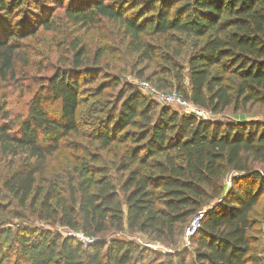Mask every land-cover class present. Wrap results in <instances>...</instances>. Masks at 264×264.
I'll return each instance as SVG.
<instances>
[{
    "label": "trees",
    "instance_id": "16d2710c",
    "mask_svg": "<svg viewBox=\"0 0 264 264\" xmlns=\"http://www.w3.org/2000/svg\"><path fill=\"white\" fill-rule=\"evenodd\" d=\"M59 3L67 21L79 28H88L99 18L117 24L129 46L145 59L153 57L154 50L142 40L143 34L208 35L189 60V92L181 87L179 72L175 91L200 108L223 112L233 100L225 78L233 75L238 80L234 110L240 101L264 105V0ZM43 5L42 0H0V81L13 77L24 47L21 39L33 33L22 29V24L31 18L44 29H53L51 19H40ZM131 11L135 12L129 14ZM17 15L22 18L14 20ZM84 54V48L76 49V67L82 66ZM163 81L157 80L156 87L173 91L165 90L172 84ZM79 88L72 73L58 70L45 90L33 96L19 123L9 118L5 100L0 101V152L10 157L23 155L27 160V166L5 183L18 204L40 195L41 189L34 186L35 175L59 150L61 139L78 131ZM55 101L59 103L58 119L45 108ZM127 126L137 129L132 140L140 143L143 157L137 147L122 158L115 171L120 173L117 178L105 166H77L79 197L69 187L65 203L50 185L41 200L47 214L41 217L57 219L61 225L93 237L107 230L127 229L172 244L180 226L202 212L199 227L189 237L191 248L165 253L156 264H262L264 119H197L159 107L138 90H127L95 128L94 140L106 148L128 138L129 133L123 131ZM158 154L162 158L154 160L146 172L131 168L135 162L147 165V159ZM90 159L94 162L97 156ZM82 246L76 239L44 231L35 234L19 227L3 228L0 264H135L133 256L139 251L134 242L118 238H98L86 252Z\"/></svg>",
    "mask_w": 264,
    "mask_h": 264
},
{
    "label": "rangeland",
    "instance_id": "374dc122",
    "mask_svg": "<svg viewBox=\"0 0 264 264\" xmlns=\"http://www.w3.org/2000/svg\"><path fill=\"white\" fill-rule=\"evenodd\" d=\"M42 1L45 5L41 9L40 19H51L53 29H44L31 18L28 20V24L21 25L22 29L26 27L33 30V33L21 39L24 47L16 60L13 77L0 81V101L5 100V109L9 118L19 123L26 116L33 96L39 90H45L47 82L58 70H67L77 78L80 84V103L76 111L78 131L69 133L61 139L59 150L46 160L44 170L35 175L34 186L41 189L40 195L35 200H31L35 195L30 196L24 205L18 204L5 183L11 180L15 172L27 166V160L23 155L10 157L0 152V229L19 227L31 230L35 234L44 231L53 236L75 239L73 236H68L67 231L77 230L61 225L57 219L41 217H46L47 214L41 208V200L49 190V186H55L54 193L66 203L69 198V187H74L76 197H79L77 173L75 172L77 166L81 164L105 166L117 178L120 173L116 174L115 171L122 158H126L137 147L140 152L139 157L142 158L144 151L141 150L140 143H135L132 140L137 132L135 127H125L123 131L129 133L128 138L118 139L106 148H102L94 140L95 128L107 116L110 108L117 106L121 95L125 96L127 90H138L147 98L153 99L140 90L139 81H147L154 88L162 91L156 87V81L162 79L164 84H172L165 90H176L175 78L176 72H179L182 78L181 87L189 92L188 63L208 35L195 38L178 32H170L166 36L151 32L143 34L142 40L149 42L154 50L153 57L145 59L129 46L128 38L124 36L117 24L99 18L90 27L79 28L67 21L62 8L59 7L58 0ZM103 1L115 2L117 0ZM69 2L70 0H63V5H67ZM134 12L131 11L129 14ZM21 18V15H17L14 20ZM79 47L84 48L85 54L82 58V66L76 67L75 53ZM215 68L212 67L211 70L215 71ZM115 82L117 84H114ZM237 82L235 76L226 75L225 83L230 87L232 104L219 113L205 109L209 111L211 119L232 121H260V119H264V105L260 103H241L240 101L237 110L233 109ZM156 104L159 107L166 106L172 111L181 112L179 107L163 105L158 102ZM45 108L51 117L59 118L60 111L57 101L46 103ZM93 154L97 156V160L94 162L90 159ZM161 158L162 154H158L148 158L147 165L135 162L131 168H140L142 172H146L154 160ZM31 163L34 164V159L30 160ZM122 174L125 177L128 171ZM115 182L117 181L115 180ZM54 201V199L51 200L52 206L55 205ZM260 207L259 205L257 210H260ZM195 216L196 214L193 217ZM190 221L188 224L180 226L175 242L172 244L156 241L147 235L129 232L127 229L120 232L107 230L94 238L103 240L118 238L134 242L138 245L139 250L133 256L135 264H156L162 260L159 257L165 253L191 248L190 242L187 244L185 241V228ZM82 245L86 252L87 245ZM155 245L167 248L168 251L156 248Z\"/></svg>",
    "mask_w": 264,
    "mask_h": 264
},
{
    "label": "built area",
    "instance_id": "2783aa9c",
    "mask_svg": "<svg viewBox=\"0 0 264 264\" xmlns=\"http://www.w3.org/2000/svg\"><path fill=\"white\" fill-rule=\"evenodd\" d=\"M140 90L145 92L147 95L152 97L156 102L163 105H171L175 107H179L181 109L180 114L184 115H193L197 119H206L212 120L210 117L209 111L196 106L191 100L184 98L177 91H160L154 88L147 81H139L138 82ZM203 213L199 212L195 217L190 221L189 225L185 228V241L189 243V237L197 230L199 227L200 219L202 218ZM68 236H73L77 241L82 244L89 245L92 244L96 239L92 236L87 235L82 231H67ZM156 246V245H155ZM164 249L165 252L168 251L167 248H162L160 246H156V248Z\"/></svg>",
    "mask_w": 264,
    "mask_h": 264
},
{
    "label": "crops",
    "instance_id": "0c3cea01",
    "mask_svg": "<svg viewBox=\"0 0 264 264\" xmlns=\"http://www.w3.org/2000/svg\"><path fill=\"white\" fill-rule=\"evenodd\" d=\"M263 233H264V226H263ZM261 252H262V257H263V263L264 264V235L262 237V249H261Z\"/></svg>",
    "mask_w": 264,
    "mask_h": 264
}]
</instances>
